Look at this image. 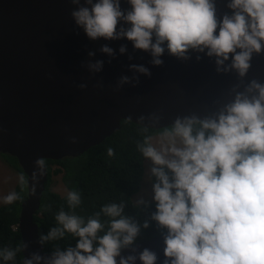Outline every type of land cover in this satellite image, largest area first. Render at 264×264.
<instances>
[{
    "label": "clouds",
    "instance_id": "clouds-1",
    "mask_svg": "<svg viewBox=\"0 0 264 264\" xmlns=\"http://www.w3.org/2000/svg\"><path fill=\"white\" fill-rule=\"evenodd\" d=\"M72 3L77 7L71 16L88 38L126 37L135 49L150 50L156 65L163 63L159 57L165 44L171 54L185 58L190 48L200 52L207 48L209 56L223 57L217 64H223L234 53L232 67L243 76L252 52L259 53L264 40V0H232L229 7L240 11L232 17L225 15L219 22L211 0H129L132 7L126 13L121 0H87L90 7L80 0ZM121 21L130 27L125 28ZM237 48L242 51L237 53ZM101 51L114 55L106 44ZM126 51L122 45L120 52ZM103 63H90L89 68L100 71ZM132 67L148 72L140 65ZM128 79L122 77L121 82ZM252 83L259 89V97L248 99L238 94L227 106L226 114H219L218 122L197 121L194 117L177 119L161 134L159 148L149 143V138L139 146L143 156L152 160L151 171L157 177L153 185L157 202L153 219L168 229L165 255L171 258L164 264H264V86ZM197 123L200 127L194 131ZM107 151L109 156L114 155L112 148ZM35 164L39 175H45V159L37 158ZM20 183H27L23 174ZM32 191L34 194L35 187ZM17 199L18 194L12 192L4 197V203ZM67 200L74 209L81 204V193L69 191ZM101 211L120 217L109 222L110 228L102 236H97L104 228L100 213L85 224L83 217L59 211L55 219L61 227L41 235L40 242L63 237L66 232L80 239L75 248L57 249L47 264H117L121 248L133 242L139 228L121 215L122 204H106ZM94 240L98 241L95 250ZM21 247L26 249L27 244L15 250L6 248L0 255L6 261L13 260ZM140 258L144 264H155L157 260L147 249ZM42 259L33 253L31 258L23 259V264ZM129 260L135 257H121L120 264H128Z\"/></svg>",
    "mask_w": 264,
    "mask_h": 264
},
{
    "label": "water",
    "instance_id": "water-1",
    "mask_svg": "<svg viewBox=\"0 0 264 264\" xmlns=\"http://www.w3.org/2000/svg\"><path fill=\"white\" fill-rule=\"evenodd\" d=\"M211 2L218 22L240 11L229 7L232 0ZM80 3L90 7L87 0ZM121 6L125 13L132 7L129 0H121ZM75 7L72 0H0V153L16 157L27 178L18 228L22 245L27 244L22 247L24 258L33 253L43 258L34 264H47L54 253L45 251L35 221L48 179L47 165L45 175H39L37 158L78 157L120 130L123 120L154 129L193 117L218 122L238 94L259 97L253 81L264 86V40L261 51L252 52L243 76L232 67L234 53L217 64L223 57L209 56L207 48H190L185 58L171 54L165 44L159 57L163 63L156 65L150 50L135 49L126 37L88 38L71 16ZM105 44L114 55L101 51ZM122 45L127 48L124 53ZM96 61L104 62L100 71L89 68ZM125 76L128 81L121 82ZM167 235L121 249L117 264L129 256L135 260L128 264H144L140 257L145 249L157 256L155 264L170 261L165 255Z\"/></svg>",
    "mask_w": 264,
    "mask_h": 264
},
{
    "label": "trees",
    "instance_id": "trees-1",
    "mask_svg": "<svg viewBox=\"0 0 264 264\" xmlns=\"http://www.w3.org/2000/svg\"><path fill=\"white\" fill-rule=\"evenodd\" d=\"M172 126L166 128L170 129ZM199 127V123L195 124L194 131ZM166 128H148L130 120H123L120 130L78 157L45 159L48 168L47 188L41 208L35 216L40 237L47 235L53 227H61L55 219L56 214L61 210L83 217L85 224L90 217L100 213L99 220L104 224V228L97 233V236H102L109 230V222L120 218L107 216L101 211L104 205L112 203L122 204L121 215L139 228L130 245L168 232L166 227L159 225L158 221L153 219V213L157 211L156 201L143 203L133 201L134 194L142 188L145 161L150 159L143 156L139 146L145 143V138H149L148 142L152 144V136L163 133ZM108 148L113 149L114 155H108ZM0 155L27 180L16 157L5 153ZM54 165L58 168H53ZM58 174H62V180L69 191L81 193V204L74 209L68 205L67 194L62 195L51 189L53 175ZM152 180L153 183L157 182V177L153 174ZM15 192L19 199L11 204H0V253L6 248L15 250L18 246H22L18 226L21 204L27 197V184L22 186L19 181ZM79 239L80 237L66 232L63 237L45 241L43 245L47 252H55L57 249L66 251L69 247L75 248ZM96 247L98 241L94 240L93 250ZM23 259L21 247L13 260L6 261L3 255H0V264H23Z\"/></svg>",
    "mask_w": 264,
    "mask_h": 264
},
{
    "label": "rangeland",
    "instance_id": "rangeland-1",
    "mask_svg": "<svg viewBox=\"0 0 264 264\" xmlns=\"http://www.w3.org/2000/svg\"><path fill=\"white\" fill-rule=\"evenodd\" d=\"M162 133H157L152 136L151 141L154 146L159 148L161 146ZM153 162L151 159L145 161V174L142 180L141 190L134 194L133 201L134 203L143 202H152L155 201L154 190H153V180H152V167ZM53 168H58L57 165H54ZM21 173L17 171L8 161H6L0 155V204L4 203V197L8 194L15 192L16 185L20 181ZM51 189L62 194H68L69 190L62 180V174L53 175Z\"/></svg>",
    "mask_w": 264,
    "mask_h": 264
}]
</instances>
